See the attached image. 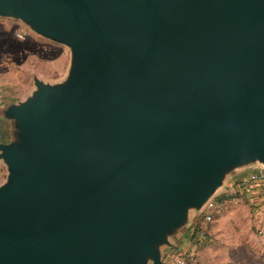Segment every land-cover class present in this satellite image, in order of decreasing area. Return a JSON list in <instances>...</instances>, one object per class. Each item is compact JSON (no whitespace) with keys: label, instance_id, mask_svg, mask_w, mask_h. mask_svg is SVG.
Returning a JSON list of instances; mask_svg holds the SVG:
<instances>
[{"label":"water","instance_id":"water-1","mask_svg":"<svg viewBox=\"0 0 264 264\" xmlns=\"http://www.w3.org/2000/svg\"><path fill=\"white\" fill-rule=\"evenodd\" d=\"M70 50L4 104L0 264H169L244 167L264 168V0H0Z\"/></svg>","mask_w":264,"mask_h":264},{"label":"rangeland","instance_id":"rangeland-1","mask_svg":"<svg viewBox=\"0 0 264 264\" xmlns=\"http://www.w3.org/2000/svg\"><path fill=\"white\" fill-rule=\"evenodd\" d=\"M69 66L67 46L35 33L20 19L0 16V108L29 96L35 89L34 77L50 84L63 81ZM3 131L6 139L7 129ZM253 169L240 168L226 177L214 197L223 200L211 221L200 220L202 212L190 213V223L200 220L209 238L197 246V264H264V194L256 189L244 198L236 192L237 179ZM5 177L0 163V184ZM184 235L174 238L175 246L169 250L187 248ZM170 252L165 249V254Z\"/></svg>","mask_w":264,"mask_h":264},{"label":"built area","instance_id":"built-area-1","mask_svg":"<svg viewBox=\"0 0 264 264\" xmlns=\"http://www.w3.org/2000/svg\"><path fill=\"white\" fill-rule=\"evenodd\" d=\"M236 192L242 197H248L256 189H259L264 194V168H256L242 175L236 181ZM216 203L210 201L199 216L203 222L212 220V211L215 209ZM198 220L191 224L184 235V244L187 242V248H175L168 254H165V259L169 264H197V246L208 242L209 238L205 234L201 221Z\"/></svg>","mask_w":264,"mask_h":264},{"label":"crops","instance_id":"crops-1","mask_svg":"<svg viewBox=\"0 0 264 264\" xmlns=\"http://www.w3.org/2000/svg\"><path fill=\"white\" fill-rule=\"evenodd\" d=\"M1 120V123H0V126H1V128H0V142H2V141H5L6 139H5V136H4V128H6V129H8V123L7 122H5L4 120H2V119H0ZM5 124L7 125L6 127H5ZM3 129V130H2ZM1 163V162H0ZM1 165H3L2 163H1ZM183 240V239H182ZM184 243V242H183Z\"/></svg>","mask_w":264,"mask_h":264},{"label":"trees","instance_id":"trees-1","mask_svg":"<svg viewBox=\"0 0 264 264\" xmlns=\"http://www.w3.org/2000/svg\"><path fill=\"white\" fill-rule=\"evenodd\" d=\"M213 200H214L215 203L217 202L216 205H218V202H221L223 199H220V198L217 199L216 198V199H213ZM214 212H215V209L212 211V215L214 214Z\"/></svg>","mask_w":264,"mask_h":264}]
</instances>
